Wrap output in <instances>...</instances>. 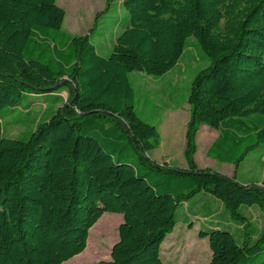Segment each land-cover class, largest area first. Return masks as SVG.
<instances>
[{
	"label": "trees",
	"instance_id": "16d2710c",
	"mask_svg": "<svg viewBox=\"0 0 264 264\" xmlns=\"http://www.w3.org/2000/svg\"><path fill=\"white\" fill-rule=\"evenodd\" d=\"M120 4L128 21L103 56L90 34L62 30L56 0H0V114L24 96L67 93V109L38 122L26 139L8 138L0 117V264H64L86 249L105 213L121 214L122 222L110 260L100 264H164L161 245L177 209L202 194L244 229L242 206L264 214V186L194 161L202 126L218 131L207 156L220 164L238 168L264 145V0ZM190 38L209 65L189 88L181 169L150 158L158 131L135 113L131 76L170 73ZM251 234L252 227L225 262L234 239L202 229L201 238L218 240L209 264H264V227Z\"/></svg>",
	"mask_w": 264,
	"mask_h": 264
},
{
	"label": "rangeland",
	"instance_id": "374dc122",
	"mask_svg": "<svg viewBox=\"0 0 264 264\" xmlns=\"http://www.w3.org/2000/svg\"><path fill=\"white\" fill-rule=\"evenodd\" d=\"M106 3L107 0H56L57 6L65 12L62 30L70 36L90 34L92 44L103 56L111 53L115 37L128 21V13L121 6L120 0H112L109 10L101 14ZM97 14L100 17L94 25ZM188 46L182 60L165 76H131L136 92L135 113L145 123L154 125L158 131L159 143L150 153V158L161 165L165 163L177 168L185 165V135L190 118L187 103L189 88L197 73L209 65L206 59L198 57L200 51L196 50L198 46L194 38L188 39ZM56 96H24L19 107L5 108L0 114L5 135L12 139H26L38 122H44L57 111L67 109V93L60 92V96ZM217 133L207 126L198 130L195 139L196 166L229 178L234 177L240 183L263 187L264 145L250 154L238 168H234L233 165L220 164L207 156ZM239 212L249 222L250 227L247 229L232 222L222 206L207 195L202 194L180 206L175 216L177 224L161 245L163 263L209 264L213 257L212 246L218 240L201 238L200 231L217 228L226 231L234 239V242L231 241L232 247L227 251L226 262L236 252L238 244L243 242L246 230L252 227L250 237L255 238L264 227V214L256 207L242 206ZM121 222V214H103L89 230L86 249L64 264H100L109 261Z\"/></svg>",
	"mask_w": 264,
	"mask_h": 264
},
{
	"label": "crops",
	"instance_id": "0c3cea01",
	"mask_svg": "<svg viewBox=\"0 0 264 264\" xmlns=\"http://www.w3.org/2000/svg\"><path fill=\"white\" fill-rule=\"evenodd\" d=\"M217 134H218V133H217ZM195 154H196V153H195ZM194 159H195V155H194ZM154 161H155V160H154ZM179 168H183V169L186 168V162H185V165H183L182 167H179ZM200 169H202V168H200ZM198 197H199V196H198ZM207 197H209V196H207ZM169 236H170V235H169ZM169 236H168V237H169ZM168 237H166V239H167ZM166 239H165V240H166ZM160 252H161V250H160ZM160 256H161V255H160ZM161 259H162V258H161ZM162 262H163V260H162Z\"/></svg>",
	"mask_w": 264,
	"mask_h": 264
}]
</instances>
